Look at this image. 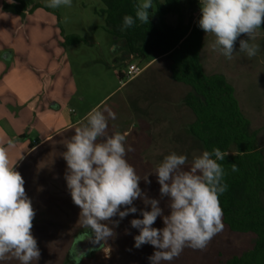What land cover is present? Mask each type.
Returning <instances> with one entry per match:
<instances>
[{"label":"rangeland","instance_id":"374dc122","mask_svg":"<svg viewBox=\"0 0 264 264\" xmlns=\"http://www.w3.org/2000/svg\"><path fill=\"white\" fill-rule=\"evenodd\" d=\"M46 4L47 0H0V147L6 148L8 155H17L16 147L27 148L31 142L36 143L41 131L48 127L36 116L37 112L30 113L34 102H21V90L15 87L18 86L15 82L20 81L22 69H28L45 82L44 92L58 104L57 111L62 119L56 122V128L66 126L67 120L68 124H74L51 143L27 155L23 164L15 169L25 180L26 194L36 212L32 234L37 239L41 256L33 264H77L78 260L79 264H150L148 257L153 247L147 244L134 247L133 238L139 233L131 228L130 221L142 218L139 211L123 220L118 216L113 218L119 221L118 226L109 223L114 234L102 240V249L80 259L71 254L78 237L91 229L79 220L80 209L74 205L64 179L67 165L62 154L75 129L86 122L89 111L97 107L102 111L110 108L116 119H109L107 134L128 132L125 147L132 151L127 152L126 159L142 178L141 189L148 197L160 199V206L168 214V200L160 197V186L153 174L156 166L172 152L187 155L190 163L194 156L205 151L188 130L194 120L185 106L190 89L181 86L175 92L174 107H183V112L175 111L178 121L174 132H181L179 135H162L160 120L154 129L155 136L136 135L140 132L138 121L146 115L138 108L140 100L156 101L162 106L164 100L170 99L167 95L171 86L170 73H167L170 62L162 57V61L141 72L133 82L120 81L118 74L125 75L127 65L137 64L143 69L156 59L140 61L128 54L125 42L117 45L123 40L113 44L114 38L106 32L105 17L101 15L105 9L102 1L72 0L71 7L58 9L48 8ZM200 16L199 9L198 21ZM165 20L176 25L174 16L169 15ZM71 36L79 37L81 42L65 44L64 38ZM213 41V35L205 33L200 53L204 71L207 75H222L232 85L240 109L256 132L259 147L264 149V26L258 29L256 39L250 41L260 46L252 58L238 51L237 41V52L228 60L211 48ZM8 53L11 59L5 61L3 58ZM124 54L129 58L124 59ZM14 70L20 73L12 78L10 74ZM181 99L182 103H177ZM147 176L150 184L143 180ZM261 200L264 203V193ZM134 204L137 209L146 207L139 199ZM153 227L162 228V219L157 218ZM254 241L253 234L233 233L224 225L203 250L185 247L174 260L162 264H224L233 256L250 250ZM0 264L20 262L8 258Z\"/></svg>","mask_w":264,"mask_h":264},{"label":"clouds","instance_id":"9594fccd","mask_svg":"<svg viewBox=\"0 0 264 264\" xmlns=\"http://www.w3.org/2000/svg\"><path fill=\"white\" fill-rule=\"evenodd\" d=\"M199 4L198 25L206 34L213 35L214 51L231 60L238 41L239 52L249 58L257 55L260 46L250 41L264 26V0H199ZM71 5L72 0H47L46 4L52 9ZM151 8L152 0L139 3L135 18L123 17L122 30L131 28L137 19L147 24ZM242 36L246 38L241 39ZM109 119H116L110 108H93L86 114V122L75 129L62 154L67 165L64 179L74 205L80 209L81 223L91 229L96 240H107L114 234L109 223H119L114 217L123 220L139 211L142 218L130 221L131 228L139 233L133 238L134 247H153L148 257L150 264L171 262L185 247L206 248L224 228L219 195L227 185L222 183L224 169L218 161H224L228 151H203L190 163L187 155H166L153 173L160 186V197L168 200L169 211L165 214L160 199L148 197L141 189L142 178L126 159L132 149H126L125 135L107 134ZM15 164L7 149L0 147V261L15 258L20 264H33L41 256L32 234L36 212ZM232 171H238L235 163ZM143 180L151 183L148 176ZM138 199L145 204L144 209L135 206ZM157 218L162 219V228L153 227Z\"/></svg>","mask_w":264,"mask_h":264},{"label":"trees","instance_id":"16d2710c","mask_svg":"<svg viewBox=\"0 0 264 264\" xmlns=\"http://www.w3.org/2000/svg\"><path fill=\"white\" fill-rule=\"evenodd\" d=\"M105 9V30L114 40H123L128 54L140 61L166 58L175 82L188 86L185 105L194 116L189 133L205 151L214 148L228 151L224 161L222 183L227 185L219 195L222 222L233 233L253 234V247L224 264H264V149L258 145L256 132L242 113L235 90L224 76L207 75L200 53L205 32L196 14L199 0H152L149 22L136 23L122 30L123 17L135 18L137 0H101ZM176 18V25L166 22ZM65 44H79L77 36L65 37ZM121 77L120 74H118ZM235 163L238 171H232Z\"/></svg>","mask_w":264,"mask_h":264},{"label":"crops","instance_id":"0c3cea01","mask_svg":"<svg viewBox=\"0 0 264 264\" xmlns=\"http://www.w3.org/2000/svg\"><path fill=\"white\" fill-rule=\"evenodd\" d=\"M117 42V40H114V43ZM123 44L124 45V41H118L117 45ZM11 54L8 53L7 55L4 56V60L5 61H10ZM124 59H128L129 56L127 54L123 55ZM131 58V57H130ZM164 58H159L156 60H153L151 63H149L148 65H146L142 70V73H144L145 71H148L152 68V66L156 65V63L158 61H162ZM158 69H162L163 67H156ZM204 69V68H203ZM22 71V75L20 76V81L15 82V87L20 88V96H21V102L25 103V104H29V103H33L32 104V110L30 111V113H36V116L39 119L44 120L43 123H47L48 127L46 130L41 131V136L39 138V140L36 143H30L28 144V147H21L19 148H15L16 151L18 152L17 155L14 154H9V159L11 162H16L15 164V169L17 167H19L21 164H23V159L27 156L30 155L32 152L36 151L37 149H40L41 147H43L44 145L51 143L54 139H56L59 135H61L62 132L68 130V129H72L74 124L69 123L68 124V120H67V124L66 126H63L62 128H56L55 124L56 122L62 119L61 118V114L57 111V109H59L58 104L53 101V97L51 95H47V93L44 92L45 89V82H43L41 79H39L38 77H35L31 71H29L28 69H22L20 70ZM20 71L18 70H14L11 71V76L12 78H14L15 76H19L17 74L20 73ZM141 73V74H142ZM167 73H170V80H171V86H170V90L167 92L170 96V99H166L163 101L162 106L159 105V103H157L156 101H145V100H140L139 102V110L142 111L143 113H146V115H144V117L141 119H139V123H140V127L138 128V130L140 131L139 133H136V135H145V136H149L152 137L153 135L155 136V128L157 126V121L160 120L162 122V135H168L169 136H173L174 134L179 135V131H177L176 133L174 132V127L177 126L176 121H178V116H176L175 111L180 110V112H183V107L179 108V107H174V104L176 101H174L175 98V92L177 93V91H179V88L182 87H187L183 84H180L178 82H175L172 78L171 75V70H170V65L167 69ZM121 77H119L120 81H122V79H124V75L120 74ZM139 77V76H137ZM137 77H135L132 80L127 81L128 83L133 82L134 80L137 79ZM190 89V88H189ZM42 93L41 97L40 94ZM49 93V92H48ZM44 94V95H43ZM181 102L182 103V99L181 100H177V103ZM147 103V104H146ZM34 105H37V108H34ZM150 105V106H149ZM186 106V105H185ZM187 110H190L187 106H186ZM71 112V111H70ZM179 112V113H180ZM188 111H185L186 114ZM73 113V112H72ZM154 123V124H153ZM178 123V122H177ZM78 124V123H76ZM154 125V126H153ZM179 125V124H178ZM50 126V127H49ZM190 127V126H189ZM188 127V130H189ZM141 129H146L145 131L141 132ZM125 136H128V132H124Z\"/></svg>","mask_w":264,"mask_h":264},{"label":"water","instance_id":"95a60500","mask_svg":"<svg viewBox=\"0 0 264 264\" xmlns=\"http://www.w3.org/2000/svg\"><path fill=\"white\" fill-rule=\"evenodd\" d=\"M104 246V243L102 240H96L94 234L90 237L85 238V240L79 244H74L72 248V254L76 256L78 259L82 255L89 256L91 252H96L100 249H102Z\"/></svg>","mask_w":264,"mask_h":264},{"label":"built area","instance_id":"2783aa9c","mask_svg":"<svg viewBox=\"0 0 264 264\" xmlns=\"http://www.w3.org/2000/svg\"><path fill=\"white\" fill-rule=\"evenodd\" d=\"M141 72L142 68L139 67L137 64H129L127 65V70L123 78L129 81L139 76Z\"/></svg>","mask_w":264,"mask_h":264},{"label":"flooded vegetation","instance_id":"af4514ba","mask_svg":"<svg viewBox=\"0 0 264 264\" xmlns=\"http://www.w3.org/2000/svg\"><path fill=\"white\" fill-rule=\"evenodd\" d=\"M91 235H93V233H92L91 230L82 233V234L78 237V239L76 240L75 244H79V243L83 242V241L85 240V238L90 237ZM72 252H73V251H72V249H71V254H72ZM94 253H95V252H91L90 255H92V254H94ZM72 255H73V254H72Z\"/></svg>","mask_w":264,"mask_h":264}]
</instances>
